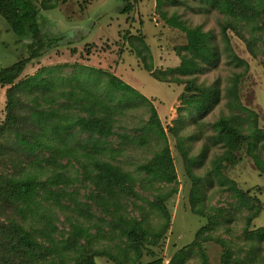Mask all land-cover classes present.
Listing matches in <instances>:
<instances>
[{
  "label": "trees",
  "instance_id": "16d2710c",
  "mask_svg": "<svg viewBox=\"0 0 264 264\" xmlns=\"http://www.w3.org/2000/svg\"><path fill=\"white\" fill-rule=\"evenodd\" d=\"M66 1L0 0V17L7 23L9 32L17 37V41L32 38V42L27 45L26 56L0 68V86H8L5 116L0 121V164L9 161L17 168L15 173L9 174L0 169V252L3 253L2 261L5 264H42L46 258L44 255L47 254H53L50 257L52 259L50 264H67L65 260L67 255L62 253V259L58 254L64 248L69 252L76 251L78 239L90 236L89 228L77 225L71 233V238L66 239L63 246L46 238L50 242L47 247L37 239L33 231L36 228L31 224V220L35 213H40L41 199L45 201L51 199L58 206H61V198L66 195L75 201L73 192H68L66 188L73 179L66 174V165L61 162V158L64 157L77 161L84 158L81 161L82 174L94 184L92 195L94 206L98 210L101 209L103 214L97 216L94 211L93 226L98 232L104 231L102 224L109 222L114 229L120 231L121 238L124 236L130 241L128 246L139 256L144 241L156 244L155 239L149 240V235L160 239L170 224L167 202L177 193V186L172 185L177 180V171L167 142L152 158L139 165L148 182L158 180L169 185L157 187L160 191L150 202L153 208L165 216L162 229L152 233L144 227L143 220L129 217L122 212L123 199L137 195L135 187L138 179L134 173L113 162L116 153H121V149L110 146L109 140L114 134L115 123L119 120L116 115L121 114L122 109H128L136 104L138 100L147 101L151 113L148 125H145L143 133L136 138L123 134V141L130 139V142L134 143L144 142L149 132L166 138L156 108L143 93L109 71L79 64L74 65L76 67L73 74L67 77L57 73L68 66V63H63L43 67L36 73L20 79L31 61L41 57L48 49L61 44L54 35L44 32L41 22L44 12L54 13L59 9L60 3ZM115 1V7L110 6L111 0L103 4L98 2L96 6L93 5L95 12L89 10L92 8L90 4L86 15H91L94 21L101 13L107 15L110 22L107 23L114 33L116 20L111 18L114 15L119 19L123 16L125 18L132 16L136 0ZM155 1L156 10L165 23L185 32L187 42L178 47L180 64L174 68L155 70L152 52L144 34H132L127 31L123 37L127 39L132 54L141 60L145 69L157 80L181 83L186 82L184 80L187 78L185 89L180 95L184 105L178 107V117L174 119V126L171 127V131L177 134L180 126L200 120L218 100L211 89L202 88L197 84L195 74L203 67L218 61L220 53L212 42L213 37L200 25L189 26L179 15L167 14L164 6L168 3L173 4L176 0ZM205 1L226 17L221 28L223 42L231 57L239 64L245 61L233 51L229 31L242 38L253 55L254 38L260 41V48H264V0ZM112 8L116 9V13L109 15ZM80 16L82 20L85 19V16ZM101 20L98 26L100 29L103 25L108 26L105 23L102 25ZM83 22L88 24L87 20ZM247 30L250 31V37L242 34ZM253 32H260L259 37ZM90 38L94 39L92 32ZM87 42L89 41L80 43L86 45ZM85 49L90 53V46L86 45ZM89 72L94 73V76L85 77ZM101 80L105 82L101 83ZM101 84L103 85L100 86ZM230 92L232 95L235 93L234 90ZM243 109L248 110L246 107ZM183 110L185 116L182 114ZM195 113H198L197 117H192ZM216 128V141L222 142L225 151L213 160V167L204 178L191 172L192 162L181 141L179 142L192 181L190 205L196 214L209 219L208 223L197 231L196 240L194 239L190 246L193 244L200 246L201 243L210 240V232L221 224L217 218L228 215L224 208H212L211 213L205 210L206 196L201 186L204 180L212 184L211 175L215 174L218 183L224 185L223 190L232 194L238 206H244L249 210L245 228L247 238L262 244L264 251V227L255 229L249 227L260 216L262 210L260 198L239 187L237 181L228 177L222 169L224 161H232L231 164H235L239 159L236 152L245 149L256 169L264 172V128L255 124L247 130L243 128L242 122L226 116L216 122ZM80 132H87L89 136L78 139ZM108 152L112 154L104 158ZM59 168L61 170H58ZM9 211L19 215V218L12 217L8 222L1 221L4 215L8 216ZM81 213L87 215L89 211L85 209ZM45 216L50 224L51 215ZM218 242L224 243L223 240ZM115 247L118 253H112L105 248L94 250L89 248L83 256L80 254L76 257L77 264H97L94 260L96 256H104L115 264H127L126 260L134 262L128 250L121 245ZM232 254L231 251H225L221 264H247L255 260V257L233 260ZM205 257L203 254V258ZM161 262L162 260L158 258L141 264Z\"/></svg>",
  "mask_w": 264,
  "mask_h": 264
},
{
  "label": "rangeland",
  "instance_id": "374dc122",
  "mask_svg": "<svg viewBox=\"0 0 264 264\" xmlns=\"http://www.w3.org/2000/svg\"><path fill=\"white\" fill-rule=\"evenodd\" d=\"M106 1L108 0H67L60 3L59 9L54 13L44 12L41 22L44 32L54 35L61 44L48 49L41 57L31 61L20 79L36 73L43 67L63 63H68V66L57 73L67 77L73 74L76 67L74 65L79 64L109 71L143 93L156 108L166 138L149 132L144 142L134 143L130 142V139L123 141V134L136 138L143 133V128L149 123L150 105L147 101L138 100L136 104L128 109H122L121 114L116 115L119 120L115 123L114 134L109 140L110 146L121 149V153H116L115 160L112 161L134 173L138 179L135 187L137 195L123 199L122 212L129 217L143 220V225L148 231L157 233L164 225L165 216L153 208L150 202L160 191L157 187L169 185L158 180L148 182L146 174L141 172L139 165L152 158L166 142L169 144L177 171V180L172 184L177 186V193L167 202L170 213L169 228L160 239L149 235V240L155 239L156 244L144 241L139 256L128 246L130 241L124 236L121 238L120 231L114 229L109 222L102 224L106 233L98 232L93 226L94 211L97 216L103 214L101 209L98 210L94 206L92 196L94 184L82 174L81 161L84 158L77 161L64 157L61 158V162L66 165V174L73 179L66 188L68 192H73L75 201L70 200L66 195L61 198V206H58L51 199L46 201L41 199L40 213H35L31 220V224L36 228L33 231L37 239L47 247L50 245L48 239L63 246L66 239L71 238V233L77 225L89 228L90 236H82L78 239L79 243L75 245L76 251L69 252L64 248L58 254L61 258L62 253L67 255L65 258L67 264H77L76 257L80 254L83 256L89 248L93 250L105 248L112 253H118L116 245H121L132 255L134 262L126 260L127 264H141L158 258L162 260L160 264H221L225 251L233 252V260L255 257L253 262L247 264H264L262 244L248 239L245 232L249 210L244 206H238L232 194L223 190L224 185L218 183L215 174L211 175L212 184L204 180L201 186L206 196L205 210L211 213L212 208H224L228 215L217 218L221 224L210 232V240L201 243L200 246L194 244L190 246L193 240H196L197 231L207 224L209 219L196 214L190 205L192 181L179 146L181 141L192 162L191 172L204 178L211 171L213 160L225 151L222 142L216 141L215 138L218 120L226 116L242 122L243 128L247 130L255 124L264 128V48H260V41L254 38L253 55L244 40L233 31H229L233 51L245 61L239 64L231 57L223 42L221 28L226 17L217 8L209 5L205 0H176L175 3L164 6L168 15H179L189 26L200 25L213 37L212 42L220 53L218 61L203 67L195 74L197 84L202 88L211 89L218 100L200 120L180 126L177 134H174L171 127L174 126V119L178 117V107L184 105L180 95L185 89L187 78L184 80L186 82L181 83L162 82L154 78L151 72L145 69L141 60L132 54L123 35L127 31L132 34H144L156 70L174 68L180 64L178 47L187 42L185 32L165 23L156 10L155 0H136L132 16L126 18L123 16L119 19L114 15L111 18L116 20L115 23L113 22L115 24L113 33L107 23L109 22L107 15L101 13L95 17V21L91 15H86L90 4L92 8L89 10L95 12L93 5L98 2L103 4ZM110 6L115 7L116 1L111 0ZM114 13L116 9L112 8L108 14ZM80 15H86L83 20H87L88 24L83 22ZM100 19L102 25L105 23L108 26L103 25L100 29L98 27ZM90 32L94 34V39L90 38ZM249 33L248 30L242 32L246 37H250ZM253 34L259 37L260 32ZM82 41H89L86 45L90 46V53L86 51V45L80 43ZM31 42L32 38L17 41V37L9 32L7 23L0 17V68L26 56L27 45ZM87 76H94V73L89 72L85 77ZM104 82L101 80V83ZM7 87L0 86V121L5 116ZM231 90L235 91L234 95ZM244 107L249 111L244 110ZM182 114L185 116V110ZM197 114L192 117H197ZM88 136L87 132H80L78 139ZM108 154L111 155L112 152H108L104 158H108ZM236 154L239 156L238 161L235 164H231L232 161H229L230 163L224 161L222 169L228 177L237 181L239 187L249 190L251 194L260 198L262 202L260 216L249 227L252 229L264 227V172L256 169L245 149ZM0 169L5 170L7 174L17 171L9 161L0 164ZM85 209L89 211L88 216L81 213ZM45 214L51 215L50 224ZM12 217L18 219L19 215L9 211L8 216L4 215L1 221L8 222ZM217 239L223 240L224 243L218 242ZM2 255L3 253L0 252V264H5ZM52 255H44L46 258L42 264H50ZM94 260L97 264H115L104 256H96Z\"/></svg>",
  "mask_w": 264,
  "mask_h": 264
}]
</instances>
